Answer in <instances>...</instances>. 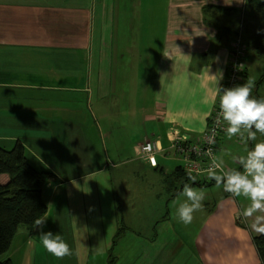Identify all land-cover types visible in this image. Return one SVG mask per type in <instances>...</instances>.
I'll return each mask as SVG.
<instances>
[{
  "label": "crops",
  "instance_id": "crops-1",
  "mask_svg": "<svg viewBox=\"0 0 264 264\" xmlns=\"http://www.w3.org/2000/svg\"><path fill=\"white\" fill-rule=\"evenodd\" d=\"M254 17L247 0H0V146L19 140L33 166L53 172L42 217L53 220L54 206L65 214L66 193L74 189L92 193L93 187L73 185L80 177L92 175L97 188L101 174L120 166L140 205V194L160 188L134 185L145 170L155 168L163 182L176 166L190 172L178 160L179 145L201 142L210 123L218 102L211 75L222 72L223 85L237 39L245 67L240 83L249 57L262 61L253 47L262 29ZM253 96L261 98L257 91ZM124 133L130 138H117ZM225 136L217 143L219 157ZM145 139L157 146L156 166L138 153ZM258 141L264 135L257 133ZM115 143L127 148L120 160ZM177 183L162 188L170 192ZM177 189L172 196L183 187ZM243 208L204 207L199 247L177 238L170 250H185L154 264L259 263L251 220L237 215ZM37 231L19 230L3 257L35 264L39 241L30 235Z\"/></svg>",
  "mask_w": 264,
  "mask_h": 264
},
{
  "label": "rangeland",
  "instance_id": "rangeland-1",
  "mask_svg": "<svg viewBox=\"0 0 264 264\" xmlns=\"http://www.w3.org/2000/svg\"><path fill=\"white\" fill-rule=\"evenodd\" d=\"M254 18L258 22V18ZM244 37L247 39V34ZM261 47L262 49H258V54L262 58L261 62L255 55L249 57L247 79L252 78L255 81L252 94L255 95L257 91V94L264 98V45ZM141 105L143 107L145 105L144 96ZM117 138L128 139L130 136L124 133ZM202 140L199 143H202ZM146 142H150L153 145V150L150 153L144 152L140 147ZM256 142L250 143L249 141L245 145L240 141L239 137H233L229 140L225 136L224 144L220 147V157L228 164L236 166L238 163L233 161V157L245 155V147L251 149ZM175 144L177 143L174 142L173 146ZM111 149L115 153L116 159L120 160L127 148H121L115 143ZM156 149L157 146H155L154 140L145 139L140 143L138 153L151 166H156L157 161L154 156ZM217 152V157H219V149ZM150 155L155 158V163H152ZM178 160H181L182 167L190 166L188 163L185 164V161H183L185 159L181 154H179ZM190 162L196 164V169L200 170L201 167L195 161ZM145 166L148 167L147 165ZM228 168L232 167L227 166L226 169ZM149 170L150 172L145 170L147 176L145 174L144 176L141 175L138 182L137 180L133 182L134 185L137 186L138 183L143 188L149 189L157 186L160 188H155L153 192L146 191L145 194H140L138 199L144 198V204L140 205L135 201L136 197H132V192L127 185L129 181V179L126 180L127 174L122 173L119 175L122 171L120 166L110 172L107 169L106 173L101 174L97 188L95 187V178L92 175L77 178L75 184L78 187H93V191L92 193L89 191L83 193L81 189H74L69 194L66 193L69 201L65 205V214L60 213L58 207L54 206V210L50 212V216H53L54 219H50L49 222L47 219L42 228H38L36 233L30 235L34 238L36 244L39 241L40 252H38L35 264H108L109 262L110 264H154L157 263L160 255L164 256L176 249L180 252L185 250L181 246H174L170 250L169 244H175L177 238L183 240L190 248L199 247L196 241L202 233L201 225L203 222L201 221V214H206L209 211L204 209L202 212L194 213L192 223L184 225L179 221L177 215L178 204L176 203L177 200L182 201L184 197L182 195L172 196V192H175L177 187L181 185V181L175 184L176 188L170 192L167 189L165 191L162 186L164 184L169 186V181H166V179H172L174 174L166 172L164 174L165 182H163L162 174L158 170L155 168H150ZM201 174L196 175V180H209L207 174ZM5 178L6 175H0V181H4ZM195 188L205 191L204 207H208L209 210L213 209L215 205L220 209L234 210L238 205L246 207L249 204V201L244 197H233L231 194H226L222 187L217 189L215 182L205 187L195 186ZM47 200L48 197H45V201ZM119 229H121L120 236L114 243L113 238ZM42 231H51L53 234L59 233L68 243L71 254L63 258H57L47 252L39 240ZM122 253L123 256L121 257ZM110 256L116 259L111 260ZM4 258L10 259L8 256ZM179 261V259L166 260L168 264Z\"/></svg>",
  "mask_w": 264,
  "mask_h": 264
},
{
  "label": "clouds",
  "instance_id": "clouds-1",
  "mask_svg": "<svg viewBox=\"0 0 264 264\" xmlns=\"http://www.w3.org/2000/svg\"><path fill=\"white\" fill-rule=\"evenodd\" d=\"M245 2V0H238ZM243 70V65L237 66ZM212 76L215 85L214 96L218 97L219 111L216 123L226 125L224 131L229 140L239 137L245 145L249 141H257V133L264 135V98H256L252 94L255 81L248 78L241 84L223 87L219 81L223 73L218 72ZM214 142L209 137L208 143ZM211 163L207 169V178L215 181L217 189L230 193L233 197H244L249 204L244 207L238 216L245 221L251 220L250 228L258 235H264V141L256 142L251 149L245 147V155L233 157V161L240 165V169L224 167V159L208 151ZM199 173H197L198 175ZM188 179L195 183L197 176L191 172ZM73 185L76 183L72 181ZM184 199L177 200V215L179 221L189 225L194 219V213L204 210L203 201L205 191L197 189L189 183L183 185L180 193ZM47 216L37 218L34 227L42 228ZM43 248L57 258L71 254L68 243L57 233L42 231L39 236Z\"/></svg>",
  "mask_w": 264,
  "mask_h": 264
},
{
  "label": "trees",
  "instance_id": "trees-1",
  "mask_svg": "<svg viewBox=\"0 0 264 264\" xmlns=\"http://www.w3.org/2000/svg\"><path fill=\"white\" fill-rule=\"evenodd\" d=\"M247 6L250 13L260 20L262 27L255 35L253 42V47L258 54V49H262L261 46L264 45V0H247ZM237 169L242 170L240 165ZM174 171L172 179L181 181L180 187H183L185 183L202 187L214 183L213 180H196L193 183L188 179L189 172L183 168L176 166ZM0 175H6L5 180L0 181V264H15L2 256L8 252L18 231L31 232L34 221L46 212L43 189L54 174L49 170L33 166L28 160L24 145L17 140L12 148L0 146ZM172 179H166V181L172 182ZM179 191L180 189H177L176 193ZM226 194L230 193L226 192ZM120 230L113 238L114 243L120 236ZM252 240L259 258V263L256 264H264V235L256 234ZM110 258L115 259L112 256Z\"/></svg>",
  "mask_w": 264,
  "mask_h": 264
},
{
  "label": "built area",
  "instance_id": "built-area-1",
  "mask_svg": "<svg viewBox=\"0 0 264 264\" xmlns=\"http://www.w3.org/2000/svg\"><path fill=\"white\" fill-rule=\"evenodd\" d=\"M243 59L242 45L237 39V41L233 44L230 61L226 68L227 75L222 85L223 87H231L239 84L242 81V75L245 69ZM239 65H243V70L238 69L237 66ZM218 111L219 101L217 102V105L211 114L210 123L204 131L202 143L184 144L182 146L179 145L180 154L185 159L183 161H185V164L188 163L190 165L189 167L185 168L195 175H197V173L201 174L207 172V169L211 163V160L207 155L209 150H211L213 155L217 156V143L220 135L224 132V127L226 126L218 125L216 123ZM209 137L214 139V142L211 144L208 143ZM140 147L144 152L150 153L153 150V145L150 142L143 143ZM150 159L152 160V163H155V158L152 155H150ZM190 161H195L201 167L200 170H197L196 164Z\"/></svg>",
  "mask_w": 264,
  "mask_h": 264
}]
</instances>
